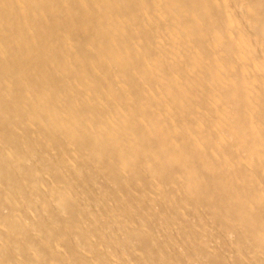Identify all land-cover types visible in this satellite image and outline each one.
<instances>
[{
  "label": "bare ground",
  "instance_id": "bare-ground-1",
  "mask_svg": "<svg viewBox=\"0 0 264 264\" xmlns=\"http://www.w3.org/2000/svg\"><path fill=\"white\" fill-rule=\"evenodd\" d=\"M0 264H264V0H0Z\"/></svg>",
  "mask_w": 264,
  "mask_h": 264
}]
</instances>
